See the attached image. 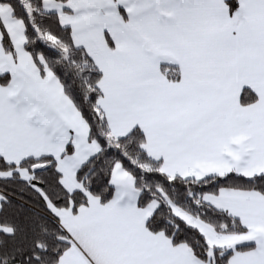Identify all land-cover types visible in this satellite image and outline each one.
<instances>
[{
	"label": "snow or ice",
	"instance_id": "snow-or-ice-1",
	"mask_svg": "<svg viewBox=\"0 0 264 264\" xmlns=\"http://www.w3.org/2000/svg\"><path fill=\"white\" fill-rule=\"evenodd\" d=\"M0 264H264V0H0Z\"/></svg>",
	"mask_w": 264,
	"mask_h": 264
}]
</instances>
